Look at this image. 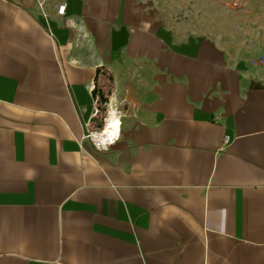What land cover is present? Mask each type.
I'll return each mask as SVG.
<instances>
[{"label": "crops", "instance_id": "obj_1", "mask_svg": "<svg viewBox=\"0 0 264 264\" xmlns=\"http://www.w3.org/2000/svg\"><path fill=\"white\" fill-rule=\"evenodd\" d=\"M155 9L0 0V264H264L262 36Z\"/></svg>", "mask_w": 264, "mask_h": 264}, {"label": "rangeland", "instance_id": "obj_2", "mask_svg": "<svg viewBox=\"0 0 264 264\" xmlns=\"http://www.w3.org/2000/svg\"><path fill=\"white\" fill-rule=\"evenodd\" d=\"M157 12L185 22L194 31L245 37L255 46L259 33L264 50V0H144ZM245 39V40H246ZM264 61V56H260Z\"/></svg>", "mask_w": 264, "mask_h": 264}, {"label": "clouds", "instance_id": "obj_3", "mask_svg": "<svg viewBox=\"0 0 264 264\" xmlns=\"http://www.w3.org/2000/svg\"><path fill=\"white\" fill-rule=\"evenodd\" d=\"M66 6H61V14ZM68 25L75 27V21L70 19ZM98 112V109H97ZM115 104V98L113 97L108 102L107 114L104 117L103 128L97 131H91L88 133V138L92 140L98 150L107 151L111 145H114L121 135L122 116Z\"/></svg>", "mask_w": 264, "mask_h": 264}, {"label": "water", "instance_id": "obj_4", "mask_svg": "<svg viewBox=\"0 0 264 264\" xmlns=\"http://www.w3.org/2000/svg\"><path fill=\"white\" fill-rule=\"evenodd\" d=\"M100 74H103L101 69H98L96 71V76L94 78V89L92 90V97L95 101H97L98 106L97 109L99 111H105L107 109L108 102L110 100L109 95L110 91L106 92L104 88L99 86L98 79ZM93 121L96 122V127L97 128H102L103 121L99 118V116H95L93 118Z\"/></svg>", "mask_w": 264, "mask_h": 264}, {"label": "built area", "instance_id": "obj_5", "mask_svg": "<svg viewBox=\"0 0 264 264\" xmlns=\"http://www.w3.org/2000/svg\"><path fill=\"white\" fill-rule=\"evenodd\" d=\"M61 6H66L65 4L64 5H61ZM61 6L59 7V9H58V12L61 14ZM66 8V7H65ZM65 8H64V11H63V13L62 14H64V12H65ZM97 102V101H96ZM95 115H97V114H101V116H102V120L104 121V117L106 116V114H107V111H104V112H102V111H99L98 110V112H97V109H96V112L94 113ZM102 128H103V125H102ZM102 128H92V129H88V131H87V133H86V137L88 138V133L89 132H91V131H97V130H100V129H102ZM90 141H91V143L93 144V146H94V148L95 149H97V147L95 146V144L92 142V140L90 139V138H88ZM98 150V149H97ZM100 151H103V150H100Z\"/></svg>", "mask_w": 264, "mask_h": 264}]
</instances>
